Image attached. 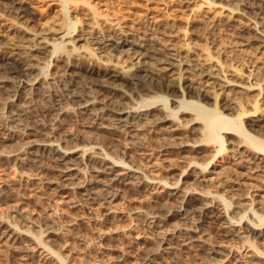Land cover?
I'll list each match as a JSON object with an SVG mask.
<instances>
[{"label":"rangeland","instance_id":"rangeland-1","mask_svg":"<svg viewBox=\"0 0 264 264\" xmlns=\"http://www.w3.org/2000/svg\"><path fill=\"white\" fill-rule=\"evenodd\" d=\"M21 1L20 17L0 0V264H264V224L250 223L264 217V159L221 131L224 151L210 160L217 145L201 141L195 114L170 113L180 92L148 108L153 91L106 75L179 69L241 97L246 129L264 134V23L247 25L263 7L247 0L246 24L225 0ZM127 36L137 45L116 44ZM208 73L251 89L227 97L230 85L205 83Z\"/></svg>","mask_w":264,"mask_h":264},{"label":"bare ground","instance_id":"bare-ground-1","mask_svg":"<svg viewBox=\"0 0 264 264\" xmlns=\"http://www.w3.org/2000/svg\"><path fill=\"white\" fill-rule=\"evenodd\" d=\"M12 1V5H13V10H10L12 12H15L17 15H20V13L22 11H25L23 5H22V1L21 0H11ZM63 1V0H62ZM203 1V0H202ZM227 2H224L223 4V8L225 9V12L227 13L228 16L230 17H235V19L238 20V22H243L244 21V16L246 15V11L249 10L251 8V6L249 5V3L247 2V0H225ZM204 2V1H203ZM250 2V1H249ZM256 6H258L257 4L261 5L264 9V0H254ZM65 3V2H64ZM207 2L205 1V4ZM63 4V3H62ZM200 4V3H199ZM209 4V3H208ZM254 4V3H253ZM254 4V5H255ZM25 5V4H24ZM88 5V4H87ZM247 9V10H246ZM92 10V9H90ZM255 11V10H254ZM11 12V13H12ZM94 11H92L93 13ZM24 14V13H23ZM257 15V14H256ZM21 17V15H20ZM97 17V16H95ZM258 17V16H257ZM259 18V19H258ZM256 20V21H253L251 23H246L244 21V23H246L247 25L251 26V24H253V29L255 30H258L260 29V23H264V11L261 15V17L259 16ZM255 19V18H254ZM67 23V22H66ZM76 24V23H75ZM66 25V24H65ZM76 26V25H75ZM262 26V25H261ZM67 27V26H65ZM263 27V26H262ZM71 28V27H70ZM259 31V30H258ZM261 32H263V30L260 29ZM67 32V31H66ZM127 34V32H124V34ZM69 34V32H68ZM40 36V35H39ZM125 36V35H124ZM261 36L264 37V32L261 33ZM35 37L37 39H39V37L37 35H35ZM119 37V36H118ZM123 37V36H122ZM32 38V36H31ZM40 38H43L44 37H40ZM133 38V37H132ZM131 37L127 36L125 38H118L119 41L116 42V44H119V45H124V46H130L129 48H131L132 46L134 45H137L136 42L134 41V39H132ZM29 39V38H27ZM36 39V40H37ZM41 39V40H43ZM53 39V38H52ZM55 39V38H54ZM40 40V39H39ZM38 40V41H39ZM45 40V39H44ZM69 40V39H68ZM100 40V39H99ZM37 41V42H38ZM55 41V40H53ZM73 41H74V38H73ZM35 42V40H34ZM43 46L44 48L46 46H48L49 44L45 43V41H43ZM72 42V41H70ZM56 43V42H55ZM38 45V43H37ZM51 45V44H50ZM53 46V44H52ZM60 46V45H58ZM73 46V45H72ZM140 47V46H139ZM28 48H31L30 45L28 46ZM55 48V47H54ZM73 50H72V54H68L67 57H73L72 59H74V57L76 58L78 56L77 54V50L74 47H72ZM89 48V47H88ZM128 48V49H129ZM157 48V47H156ZM50 49V48H49ZM47 48V50H49ZM56 49V48H55ZM159 49V48H158ZM157 50V49H156ZM160 50V49H159ZM12 51V50H11ZM22 51V50H21ZM53 51V50H52ZM57 51V50H56ZM69 51V50H68ZM31 52V51H30ZM70 52V51H69ZM85 52V51H84ZM13 53V52H12ZM15 53V52H14ZM18 53V52H17ZM27 53V51H26ZM24 53V54H26ZM80 53V52H78ZM81 54V53H80ZM88 54L89 56H94L95 52L92 50V48L90 47V50L88 51ZM158 54V53H157ZM170 53H168L169 55ZM15 55V54H14ZM87 55V54H86ZM166 55V54H165ZM171 55V54H170ZM208 55V54H207ZM33 56V55H31ZM85 55H82L81 57H83ZM89 56L85 57V58H88L89 59ZM97 56V55H96ZM167 56V55H166ZM34 57V56H33ZM95 57V56H94ZM14 58V57H13ZM12 58V59H13ZM29 58V56H28ZM31 58V57H30ZM93 58V57H92ZM96 58V57H95ZM26 59V58H25ZM86 59V60H88ZM98 58H96L95 60H97ZM15 60V59H14ZM28 60V59H27ZM85 60V59H84ZM12 61V60H11ZM75 61V64L74 66H78V67H81L83 68L84 72L85 73H88L89 76L90 75H93V73L95 72V70L93 68H90L89 66L85 65V63L82 61V59L80 61L82 62H78L77 63V59L74 60ZM91 61V59H90ZM157 61V60H156ZM166 61V60H165ZM183 61V60H182ZM181 59L179 60H175V62H178V64H176L175 62H168L166 63L167 65H170L171 66V69H177L175 67H178L180 64H181ZM73 62V60H72ZM89 62V61H88ZM102 62V61H101ZM184 62V61H183ZM182 62V64H183ZM19 63V62H18ZM33 63V62H32ZM100 63V61H99ZM17 63H14V61L11 63L9 61H5L4 62V65L6 67L7 70H9L10 72H12V74L14 73H19V68H18V65H16ZM145 65L144 63H141V65ZM147 64V62H146ZM151 64V63H150ZM149 64V65H150ZM3 65V66H4ZM6 65H9V66H6ZM80 65V66H79ZM90 65V63H89ZM95 65V64H94ZM100 65V64H99ZM140 65V64H139ZM152 65V64H151ZM166 65V66H167ZM38 66V65H36ZM36 66L34 64H31L29 63L28 65L25 66V68H23V74L24 75H28L30 72H32L34 69L37 70ZM87 66V67H86ZM98 66V65H96ZM119 66V64H118ZM189 66V65H188ZM140 67V66H139ZM21 68V67H20ZM106 68V67H105ZM126 68V69H125ZM143 68V67H142ZM184 67H180V69H183ZM99 69V68H98ZM97 69V71H98ZM109 70L106 72V75L110 76V77H113V78H118L124 82H126L127 85L132 86H135V85H140L141 88L143 87L144 89H149V91H153L154 92V96H153V100L148 102L147 104L144 105V107H148V108H151L152 106L150 104H153V102H157V100H164L167 96L169 95V93H175L178 91L180 92L179 95V106L178 108L176 109V111H173V110H170V113H175V112H178L180 111L181 109L182 110H188L189 112H183V113H194L195 117L194 119H196L197 121H199V123H201L200 125V131H201V134H202V138H201V141H203V143H214L217 145V149L214 150L215 154L211 157L210 160H212L215 155L219 154L220 152H223L224 151V144L223 142L225 141L224 140V137L220 135V132L221 131H224V133H227V134H233V135H238L241 139V143H244L246 144L247 146H249V149L250 151L252 152V154L255 156L256 159H259V157L263 158L264 159V134L261 132H258L257 130L254 131L253 129H251L250 127H257L256 126V121L254 120H249L250 123H248L250 125L249 129L251 130H248L246 129V124L247 122L244 121L243 117L246 116L247 114H249L250 112L248 110L245 109L243 103L240 101V98L241 97H232L237 99L235 101H231L229 100V98H220V92H218L217 89H215L214 86L212 87H209L208 89L204 88L202 85L198 84L197 82H193V79L192 81L189 80V79H186L188 77H184L185 73H181V71L178 69V72H175L176 73H172L170 72V75L166 73L165 69L166 67H160L158 70L156 71H153V70H149L147 69L146 67L141 69V68H138V70L136 72H133L130 70H128V67H117V66H114L112 69L108 68ZM145 69V70H144ZM170 69V68H169ZM191 69V68H189ZM76 70V69H75ZM193 70V69H191ZM78 71V70H77ZM96 71V72H97ZM170 71V70H169ZM185 72L188 71L187 67L186 69H184ZM190 71V70H189ZM73 72H76V71H73ZM183 72V71H182ZM207 72H209L207 70ZM77 73V72H76ZM98 73V72H97ZM96 73V74H97ZM105 73V72H104ZM75 74V73H74ZM173 74V75H171ZM175 74V76H174ZM200 72H198L197 75L200 76ZM221 74V73H220ZM77 75V74H76ZM104 75V74H102ZM203 75V74H202ZM208 77L207 80H204L205 83H215L217 82L220 86L222 85H230L229 87V94L226 93L225 96H230V91L231 93L234 92V93H243L245 94L248 90L251 89V86L247 87L248 85H245L243 84L242 82H237V81H230V80H226L225 77L220 79L218 76V74L215 75V73L212 75V73H208V74H205ZM29 76V75H28ZM27 76V77H28ZM250 76V75H249ZM31 77V76H30ZM82 77V76H81ZM92 77V76H91ZM186 79V80H185ZM212 79L211 82H208V80ZM228 79V78H227ZM207 81V82H206ZM28 84V83H27ZM259 85V84H257ZM256 86V85H254ZM257 87V86H256ZM211 88V89H210ZM259 88V87H258ZM176 90V91H175ZM228 90V89H227ZM246 90V91H245ZM223 91V90H222ZM240 91V92H239ZM164 92V93H163ZM248 93V92H247ZM261 93V90L259 89L258 91V95H260ZM162 94H165V96H163ZM190 94V95H189ZM235 94V95H236ZM192 96L193 98L191 99H188L187 96ZM227 96V97H228ZM232 96V95H231ZM239 96V95H238ZM178 97V96H177ZM205 98H209L211 100H213L212 104H208L206 105V103H204V99ZM160 100V101H161ZM249 100V99H248ZM261 103V102H260ZM164 107H167L166 103L164 102ZM177 104V103H176ZM155 107V106H154ZM147 109V108H146ZM251 109V108H250ZM261 109V107L258 106V102L257 100L254 101V107H253V111L252 113H255L257 110ZM124 110V109H123ZM145 110V108H144ZM223 110H232L234 112V115L232 116H226L224 115V111ZM113 111V110H112ZM151 111V110H150ZM149 112H146L145 115H151V113ZM119 112V111H118ZM117 112V113H118ZM264 113V111H263ZM250 115V114H249ZM264 115V114H263ZM193 117V116H192ZM17 118V117H16ZM15 118V119H16ZM158 119V118H157ZM248 121V120H247ZM248 121V122H249ZM264 128V127H263ZM254 132V133H253ZM264 132V131H263ZM38 144V143H37ZM42 144V143H41ZM36 146V144H34ZM210 160H208L207 162H205V165H202V169H204L207 165V163L210 162ZM65 163V162H64ZM207 164V165H206ZM115 165V164H114ZM258 165V164H256ZM111 166V165H110ZM262 166V165H261ZM260 166V167H261ZM107 168V167H106ZM258 168V167H257ZM109 169V168H108ZM201 170V169H200ZM175 184V183H174ZM220 204H223V208L226 210L228 208V206L231 204L230 201H228L227 199H224L221 197V203ZM250 209L252 210V207L248 206V208L246 207L245 209H243L242 213L240 212V218L239 220L241 221L243 219V216H246V212H248V210L250 211ZM253 214L257 215L255 210L253 211ZM228 218V217H227ZM249 219V218H248ZM230 222H231V219H229ZM238 220V221H239ZM248 222V221H247ZM250 223L253 224V225H257V226H261L262 224H264V217H261L258 215V219L256 221L255 217L253 219H250ZM256 226V227H257ZM251 227V226H250ZM254 227V226H253ZM252 227V228H253ZM62 259V258H61Z\"/></svg>","mask_w":264,"mask_h":264}]
</instances>
